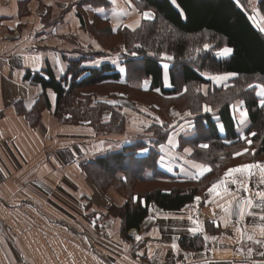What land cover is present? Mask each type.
Segmentation results:
<instances>
[{"label": "crops", "instance_id": "1", "mask_svg": "<svg viewBox=\"0 0 264 264\" xmlns=\"http://www.w3.org/2000/svg\"><path fill=\"white\" fill-rule=\"evenodd\" d=\"M79 1L63 5L58 12L57 0H0V264H264L252 259L264 247L247 239L241 242L235 231L238 226L246 234L255 232L260 239L254 227L258 220L246 216L235 225L234 217L227 228L213 224L215 205L206 203L212 199L207 189L224 172L212 177L204 190L195 193L191 201L178 209H163L149 203L138 227L129 228L123 238L116 209L126 199L112 186L105 193H99L87 180L82 162L120 149L135 135L123 138L114 133L95 134L86 123L62 122L53 113L52 90H47L51 104L42 111L35 126L18 111L15 103L22 101L29 108L42 91L39 83L25 77L27 70L42 71L48 63L55 73L61 74L66 66L64 56L77 50L104 51L110 60V56L121 51H106L93 31L95 20L106 22L113 30L131 24L128 19L133 15L136 18L137 12L129 8L126 0H116L115 4L105 0L108 5ZM121 10L130 12V16L118 18ZM261 26H264L262 21ZM40 54L43 58L37 66L26 64L23 59ZM112 61L118 70L123 69L121 64ZM144 81L143 86L148 88L150 80ZM209 81L213 86L220 84ZM107 100L121 104L117 98ZM229 109L235 131L243 133L246 127L237 126L238 114L234 117ZM183 117L186 120L182 119L185 120L182 124L168 125L165 141L157 143L155 148L159 154L158 168L189 179L188 174L193 171L189 161L199 162L184 152L191 147L187 139L194 133L186 134L181 126L186 121L195 125V121L192 115ZM214 118L218 133L223 135L222 122L216 115ZM175 129L180 130L175 133ZM169 135L175 137L178 147L168 145ZM257 161L264 162V157L232 167ZM248 182L255 191L258 177ZM230 187L235 190V186ZM197 196L201 197L198 203L194 201ZM216 211L219 216V209ZM181 216L182 220L174 218ZM189 216L202 222L204 233L193 234L188 230L194 226ZM205 234L217 239L205 241ZM137 235L141 237L139 241L135 238ZM189 236H198L202 245L182 246L180 240ZM173 243L178 245L176 249ZM240 248L244 251L240 252ZM248 248L254 249L250 257Z\"/></svg>", "mask_w": 264, "mask_h": 264}, {"label": "trees", "instance_id": "2", "mask_svg": "<svg viewBox=\"0 0 264 264\" xmlns=\"http://www.w3.org/2000/svg\"><path fill=\"white\" fill-rule=\"evenodd\" d=\"M83 2L108 5L105 0L79 1ZM137 3L152 8L154 19L143 20L141 27L136 31L123 30V27L114 31L108 27L111 33L123 31L129 36L127 47L117 55L123 72L116 68L112 60L106 58L107 52L96 50L80 51L77 56H64L66 66L61 74L55 73L48 63L42 71L25 72L26 78L30 77L42 87L31 107L26 108L22 101L15 103L28 123L32 126L37 124L42 111L51 104L47 90H52L54 115L65 111L69 115L67 119L72 120V116L79 119L83 116H92V112H95V115L99 114L105 106L112 111L110 120L105 122L110 126L113 122L112 116L120 114L119 108L106 105L100 100L88 101L86 91L79 89L94 83L106 82L139 89L140 81L148 78L150 80L148 89L155 92L159 89L156 93L163 98H189L190 102L196 105L197 111L191 113L195 121V133L187 140L196 142V147L199 146L197 145L199 142H204L209 145V150L214 146L245 143V140L240 139L241 134L235 131L234 119L229 109L231 102L242 99L249 113L248 126L243 134L255 132V136L249 137L253 145L259 140L254 152H263L264 108L258 105L257 89H250L248 85L253 81L264 83V34L253 23L243 6L236 0H175V3L173 0H138ZM258 7L264 16V0H258ZM220 43L234 51L227 57L217 55L214 46H220ZM205 44L210 47L204 49ZM163 52L170 53L175 59L173 61L163 59L161 55ZM165 62L172 65L166 74L168 83L164 81ZM204 71L231 72L238 75L231 78L233 83L227 87H218L212 86ZM201 83H206L208 88L206 94L192 89ZM185 86L188 88L187 92L183 91ZM203 103L209 104L212 111H203ZM215 115L225 128L223 135L217 131ZM91 119L99 121V118ZM115 123L121 124V120L116 119ZM149 127L152 128L150 133L135 135L120 149L99 154L82 162L87 180L96 184L99 189L103 190L107 185L116 183L117 187L126 193L127 198L117 211L120 218V235L123 238H126L129 228L138 227L147 213L149 203L153 202L163 209H178L192 200L194 194L198 192V184L203 182L208 184L215 173L213 166L210 173L199 180H193L170 175L158 168L159 154L155 146L165 141L169 127H161V124L156 122L149 124ZM159 127L162 129H157ZM142 148L148 150L141 153L139 151ZM209 161L214 162L212 158L207 162ZM132 176L134 183L157 180L169 183L189 182L193 183V186L187 188L157 185L138 191L137 184H133V189L129 182ZM180 244L190 247L202 245L198 236L185 237L180 240Z\"/></svg>", "mask_w": 264, "mask_h": 264}, {"label": "rangeland", "instance_id": "3", "mask_svg": "<svg viewBox=\"0 0 264 264\" xmlns=\"http://www.w3.org/2000/svg\"><path fill=\"white\" fill-rule=\"evenodd\" d=\"M51 1L53 2L54 0H51ZM71 1L73 2L75 0H57L58 5H59L58 12L61 10V8H63V5L66 6L67 4H70ZM239 4L243 6V8L247 11L249 17L253 21V23L260 29L261 21L264 22V20L260 19V17L263 15L261 13V10L258 7V0H240ZM133 5L137 9V11H136L137 17L133 18L134 17L133 14H132L133 16L129 15L130 17L128 19V23H133L137 19H140V13L143 11L151 10L154 14V11L152 10V8L147 7L146 5L140 6L136 2H133ZM254 9H256L258 11H254ZM48 14H49V12H48ZM94 25H95V30L92 27L91 28L93 29L95 36L98 38L101 45L105 49H107L106 51L114 52L112 50H115V51L116 50H123L127 47V45H128L127 41L129 40V36L127 33H124L123 31L120 33H117V34L111 33L108 30L107 23L103 22L101 20H98V19L95 20ZM123 28H124L123 30H129V29H126L125 27H123ZM61 44H63L62 40H61ZM219 45L220 46H218V45L214 46V47H216V49H215L216 53H218L220 49H222L226 46L223 43H220ZM79 52H80V50H77V51H75V53L74 52L71 53L70 56H77V54ZM163 53H165V52H163ZM118 54H119V52L116 54V56L115 55L110 56V58L112 60H114L116 63L119 61L117 58ZM167 55L170 56V53H167ZM165 63H167V62H165ZM204 73H206L209 76V75L223 74V73H228V72H222V71L221 72H218V71L205 72L204 71ZM144 80L145 79L143 78L139 83V86L142 89H140V88L138 89V88H135L132 86L123 85V84H119V83H109V82L102 83V84L94 83L92 85H88L86 87H82L79 89V90H85L86 91L87 96H88V101H94L95 102V101L100 100L101 102H103L106 105H111V106H115V107L119 108L120 114L118 113V115L116 114V116H114V115L112 116L113 122L111 123L110 126L106 125L105 122L107 120H110L112 111L110 109H108V107H105V106H104V109L102 110L101 113L95 115V112H92L91 113L92 116H89L87 114L88 116H85V117L83 116L79 119H77V116H72L71 117L72 120L67 119V117L69 115H67V113H65V111L59 112V115H55V116L58 119H60L62 122H65L68 124L78 125L81 123H86L89 126V129L90 130L92 129L95 134H101L103 132L114 133L116 136H117V134H119V137L126 138V137H131L134 135H142L145 133H150L152 131L151 130L152 126L149 127V124L156 122V121H157L156 123H158V124H161L160 122L162 121L163 123L161 124V127L166 126V128H168V125H172V124L175 125L177 123L182 124V122H185V120H186L184 117L182 118V116L185 115V113H188V112L192 113V112L197 111L196 105H193V103L190 102L189 98H170V99L163 98L158 93H156L157 91L155 92V90L153 91L152 89H148L149 87L145 88L143 86V83H142V82H144L145 83L144 85H146V81H144ZM214 82H216V81H214ZM231 82L232 81L228 79L225 82H216V83H218V84L220 83L219 85H217L218 87H224L225 83L227 85H230ZM205 84L206 83H204V84L201 83L195 87H192V89L194 88L196 91H197V89H200V91L203 94H205V93H207V89H208V88H206ZM251 84L255 85V84H260V83L253 81ZM214 85H216V84H214ZM113 98H117L121 104L109 103L107 99H113ZM238 100H242V99H236L233 102H231L230 105L235 103ZM203 101H204V99H203ZM203 105H204V103L202 104V106ZM205 105H209V104L206 103ZM91 117L92 118H99V121H93L91 119ZM116 119H117V121L121 120V124L115 123ZM182 119H185V120H182ZM161 127L157 128V129H160ZM178 127H180V126H177L176 128H178ZM179 130L180 129H175L173 132L176 133ZM128 139L130 140L131 138H128ZM258 142H259V140H256L254 145L252 143L249 145L247 143V141H245V143L225 145L222 147L214 146L210 150L208 148L207 149L200 148L199 146L196 147V142H193V143L190 142L191 144L190 143L189 144L191 145V148L193 149V151H192L191 155H189V156L199 163H205V164H210V165L214 166L215 173L212 176V177H214V176H216V174L225 172L228 168L232 167L233 165H235L239 162H243V161L250 162V161H254L258 158H263L264 157V151L263 152L258 151V153L254 152V154H252V150L255 151V149L258 146V144H259ZM197 145H199V144H197ZM245 148H248L249 152H247L241 156H237V157L233 158L232 153L237 152V151H242ZM221 155H223V157H224L223 159L220 158ZM210 158H212V161H214L213 163L210 161H209V163L207 162L208 159H210ZM216 163H217L218 167H217V165H215ZM134 181H135L134 177L132 176V178L130 179L129 182L132 185L137 184L136 189L138 191L149 189V187L153 188L154 186H157V185H162L165 187H170V186L176 185V186H184L187 188L190 186H193V183H189V182L188 183H177V182H170L169 183V182L154 180V181H151L148 183H141V182H137V181L134 183ZM90 183L99 191V193H102V194L105 193L106 190L112 186L125 199L127 198L124 190L117 187L116 183H111V184L107 185V187L104 188L103 190L99 189L97 187V185L94 184L93 182H90ZM206 184H207L206 182L198 184L197 190L198 191L204 190L206 188ZM133 189H134V185H133ZM116 211H118V209H116Z\"/></svg>", "mask_w": 264, "mask_h": 264}, {"label": "snow or ice", "instance_id": "4", "mask_svg": "<svg viewBox=\"0 0 264 264\" xmlns=\"http://www.w3.org/2000/svg\"><path fill=\"white\" fill-rule=\"evenodd\" d=\"M113 4H115L116 0H111ZM128 3L129 8L132 9V11H137V9L132 4V0H126ZM236 2L239 4L240 0H236ZM173 3H175V0H173ZM254 11H258L254 9ZM130 12H126L124 10H121L119 13H117L118 18L126 15H130ZM107 18V17H105ZM154 19V14L150 10H146L140 13V19H137L131 24H126L124 27L126 29H129L131 31H136L139 27H141V22L143 20H152ZM261 20H264V16L260 17ZM118 30V29H113ZM260 31L264 32V26H260ZM204 49H208L210 45L205 44ZM234 50L230 47L225 46L224 48L220 49L217 55L227 57L230 55ZM135 55V53H133ZM42 54L35 55V56H24L23 59L25 63H31L33 66H37L40 64L42 60ZM162 58L167 61H173L175 58L172 56H168L167 53L162 54ZM169 63L163 64V69L165 70V74H167V70L171 67ZM63 70V69H61ZM121 71H124V69H121ZM237 73H223V74H215V75H209L208 78L216 81V82H225L231 77L237 76ZM228 85L225 83L224 87H227ZM248 88H257L259 91L257 92V96L259 97L258 105L260 108H264V83L262 84H249ZM156 91H159L157 89ZM184 92L188 91L187 86L183 89ZM197 91H200V89H197ZM206 94V93H205ZM54 96V94H53ZM35 103V102H33ZM109 103H115V101H109ZM234 117L238 114L237 119V126L241 129L248 126V109L245 105V101L238 100L235 103L230 105ZM203 111L205 112H211L212 108L209 105H203ZM186 116H191V112L185 113ZM163 123L162 121L160 122ZM142 130V129H141ZM181 131L185 132L186 134H193L195 133V125L191 122L186 121V125L181 126ZM94 134V133H93ZM255 132L248 133L247 135L241 133L240 139L247 141V143L250 145L252 143L251 139H249L250 136H255ZM175 137L173 135H169L168 138V145L170 147H178V143H174ZM228 143H232L229 141ZM161 148H164L165 145H160ZM200 148L207 149L209 147L208 144H200ZM148 149L142 148V152H146ZM193 149L191 147H187L184 149V152L191 155ZM249 152L248 148L243 149L242 151H237L232 153L233 158L237 156H241L245 153ZM252 154H254V150H252ZM223 159V155L220 157ZM164 158L161 157V161ZM191 163L193 171L188 174L189 179L193 180H199L202 177H204L207 173H210L213 170V166L210 164L205 163H196L195 161H189ZM218 167V165H217ZM253 177H258V183L254 185L255 191L252 190V187H250L249 182ZM230 185L235 186V190H233ZM207 192L212 199H209L206 201V203L215 205L212 209L213 216L216 217L213 220V224L215 227H220L221 224L225 228L229 226V224L233 223V218L235 217V225H239L242 221H244L246 216H250L253 218L254 221L258 220L259 223H256L254 225L255 229L258 230L260 239H257L255 236V232L251 234H246L245 230L236 227L235 231L239 234V240L242 242L244 239H247L248 241H252L255 244H259L262 247H264V162H254V163H248V164H241L234 167L228 168L221 178L211 183L210 187L207 189ZM245 193L246 195H239V193ZM136 199V198H134ZM201 197L197 196L194 197V201L197 203L200 202ZM217 209L220 211V215L217 216ZM256 210V211H254ZM167 218V217H166ZM175 219H183V217H174ZM151 219V218H150ZM188 219L192 222L194 225L190 229H188L191 233H204V228L202 227V222L197 218L193 219L192 216H189ZM137 241L141 239L140 236L135 237ZM213 240L215 241L217 237L212 236L209 237L206 234L204 235V240ZM173 249H176L178 247L177 244H172ZM240 252H243L244 249L240 248ZM254 249L248 248L247 254L250 257L253 253ZM140 255H143V253H140ZM260 256L264 257V252L259 253ZM149 257H151V253L149 252ZM205 264H212V262H205Z\"/></svg>", "mask_w": 264, "mask_h": 264}, {"label": "built area", "instance_id": "5", "mask_svg": "<svg viewBox=\"0 0 264 264\" xmlns=\"http://www.w3.org/2000/svg\"><path fill=\"white\" fill-rule=\"evenodd\" d=\"M261 252H264V250L261 251ZM259 253H260V252L253 254V255H252V259H253L254 261H259V262L263 261V262H264V257L260 256Z\"/></svg>", "mask_w": 264, "mask_h": 264}]
</instances>
